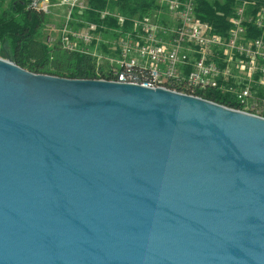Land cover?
Returning a JSON list of instances; mask_svg holds the SVG:
<instances>
[{
	"label": "water",
	"instance_id": "95a60500",
	"mask_svg": "<svg viewBox=\"0 0 264 264\" xmlns=\"http://www.w3.org/2000/svg\"><path fill=\"white\" fill-rule=\"evenodd\" d=\"M0 264H264V116L0 56Z\"/></svg>",
	"mask_w": 264,
	"mask_h": 264
},
{
	"label": "built area",
	"instance_id": "2783aa9c",
	"mask_svg": "<svg viewBox=\"0 0 264 264\" xmlns=\"http://www.w3.org/2000/svg\"><path fill=\"white\" fill-rule=\"evenodd\" d=\"M235 1L227 35L219 34L197 15L196 0H160L168 12L166 21L131 19L118 11L100 10L103 17H115L121 24L131 19L133 23L132 30L108 40L100 35L103 25L73 16L76 8L89 9L86 0H62L68 13L59 29L60 40L67 50L88 51L94 45V53L108 63L106 78L114 81L173 86L195 96L198 89L212 87L231 95L240 106L235 109L263 116L264 0ZM31 5L50 12L48 0H31ZM74 22L78 25L73 26ZM252 27L262 34L252 35ZM51 28L56 29L54 25ZM56 39L48 33V42ZM98 48L112 52L103 54Z\"/></svg>",
	"mask_w": 264,
	"mask_h": 264
},
{
	"label": "trees",
	"instance_id": "16d2710c",
	"mask_svg": "<svg viewBox=\"0 0 264 264\" xmlns=\"http://www.w3.org/2000/svg\"><path fill=\"white\" fill-rule=\"evenodd\" d=\"M86 2L89 9L80 11L76 8L73 16L103 25V28L99 27L100 35L108 40L119 36L121 31L132 30L131 19L152 17L159 21L168 20L167 9L160 0H86ZM196 4L197 15L211 24L219 34L227 35L236 1L196 0ZM104 9L118 11L131 19L121 24L115 17L101 16L99 11ZM46 16L43 10L31 5V0H11L6 6L4 0H0V56L4 54L3 44L7 43L10 60L31 72L66 78L109 79L106 78L108 63L104 57L99 58V55L94 53L96 52L94 45L90 46L88 51L67 50L62 46L60 37L52 44L47 43L48 33L42 32L47 21ZM110 28L115 30H108ZM118 28L122 29L119 31ZM252 28V35L262 34L260 29ZM98 51L103 54L112 52L102 48H98ZM193 94L228 107H240L231 95L222 94L212 87L200 88Z\"/></svg>",
	"mask_w": 264,
	"mask_h": 264
},
{
	"label": "rangeland",
	"instance_id": "374dc122",
	"mask_svg": "<svg viewBox=\"0 0 264 264\" xmlns=\"http://www.w3.org/2000/svg\"><path fill=\"white\" fill-rule=\"evenodd\" d=\"M11 0H4V6L8 5L9 2ZM49 4H50V12L49 13H46V17H47V21L43 27V30L42 32H45L46 33H51L53 34L56 38L60 37V31L59 29L61 28V26L63 25V23L65 22L66 20V17H67V7L64 6L62 4V0H48ZM52 25L55 26V30H53L51 27ZM78 23L77 22H74V25L73 26H77ZM46 42L49 43V44H52L53 42H48L47 38H46ZM3 58H6V59H9V47H8V44L7 43H4L3 44Z\"/></svg>",
	"mask_w": 264,
	"mask_h": 264
},
{
	"label": "bare ground",
	"instance_id": "6f19581e",
	"mask_svg": "<svg viewBox=\"0 0 264 264\" xmlns=\"http://www.w3.org/2000/svg\"><path fill=\"white\" fill-rule=\"evenodd\" d=\"M108 80H114V78H109ZM135 84H141V85L145 86L144 83H135ZM162 87L169 88V89H172V90H176V91H179V92H183V91H181L179 89H175V87H173V86L172 87H170V86H162ZM183 93H185V92H183Z\"/></svg>",
	"mask_w": 264,
	"mask_h": 264
}]
</instances>
